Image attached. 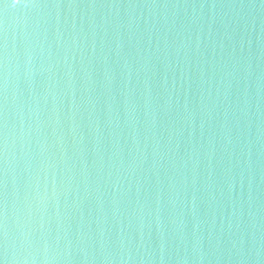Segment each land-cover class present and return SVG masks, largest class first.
<instances>
[{
    "label": "water",
    "instance_id": "obj_1",
    "mask_svg": "<svg viewBox=\"0 0 264 264\" xmlns=\"http://www.w3.org/2000/svg\"><path fill=\"white\" fill-rule=\"evenodd\" d=\"M0 2V259L264 264V0Z\"/></svg>",
    "mask_w": 264,
    "mask_h": 264
},
{
    "label": "snow or ice",
    "instance_id": "obj_2",
    "mask_svg": "<svg viewBox=\"0 0 264 264\" xmlns=\"http://www.w3.org/2000/svg\"><path fill=\"white\" fill-rule=\"evenodd\" d=\"M2 2V0H0ZM20 3V0H10V3H4V7L7 8L9 6H17ZM0 264H3V260L0 259Z\"/></svg>",
    "mask_w": 264,
    "mask_h": 264
},
{
    "label": "clouds",
    "instance_id": "obj_3",
    "mask_svg": "<svg viewBox=\"0 0 264 264\" xmlns=\"http://www.w3.org/2000/svg\"><path fill=\"white\" fill-rule=\"evenodd\" d=\"M11 7H15V6H11ZM3 264H6V259H5V260H3Z\"/></svg>",
    "mask_w": 264,
    "mask_h": 264
}]
</instances>
